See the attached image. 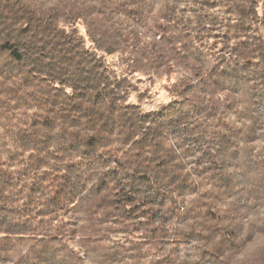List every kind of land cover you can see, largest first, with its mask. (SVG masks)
I'll use <instances>...</instances> for the list:
<instances>
[{
	"label": "trees",
	"instance_id": "obj_1",
	"mask_svg": "<svg viewBox=\"0 0 264 264\" xmlns=\"http://www.w3.org/2000/svg\"><path fill=\"white\" fill-rule=\"evenodd\" d=\"M0 264H264V0H0Z\"/></svg>",
	"mask_w": 264,
	"mask_h": 264
},
{
	"label": "rangeland",
	"instance_id": "obj_2",
	"mask_svg": "<svg viewBox=\"0 0 264 264\" xmlns=\"http://www.w3.org/2000/svg\"><path fill=\"white\" fill-rule=\"evenodd\" d=\"M79 34L83 36L84 44L86 48H91V44L87 40L85 36V31L82 26H79ZM103 56L105 63L113 68L116 72L120 71V65L118 63L117 56H107L104 54H100ZM139 79L138 76H133L132 80L137 87V93L141 95V99L138 100L136 94L131 95L129 102L132 104H140L142 109L144 110H154L158 108L160 105L165 104L168 101V93L166 91L167 81H173L174 77L170 80H166L162 78L160 80L148 81L144 78H140L141 81L137 82Z\"/></svg>",
	"mask_w": 264,
	"mask_h": 264
}]
</instances>
